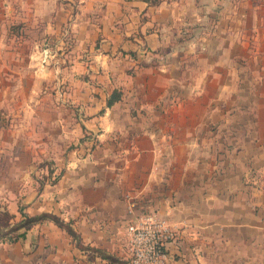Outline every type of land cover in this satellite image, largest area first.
Returning <instances> with one entry per match:
<instances>
[{"label": "crops", "instance_id": "1", "mask_svg": "<svg viewBox=\"0 0 264 264\" xmlns=\"http://www.w3.org/2000/svg\"><path fill=\"white\" fill-rule=\"evenodd\" d=\"M77 2L101 17L70 26L69 3L0 0V204L76 235L44 221L0 241V264H130L125 230L143 211L176 229L173 264H264V0ZM64 26L68 84L48 118L28 82ZM48 124L93 149L38 191L28 141Z\"/></svg>", "mask_w": 264, "mask_h": 264}, {"label": "rangeland", "instance_id": "2", "mask_svg": "<svg viewBox=\"0 0 264 264\" xmlns=\"http://www.w3.org/2000/svg\"><path fill=\"white\" fill-rule=\"evenodd\" d=\"M158 1L157 4L161 2V0H154ZM61 4L65 5L67 3L70 4L71 10V20H70V26L73 21V18L76 15H81L82 17H87L89 14H83L81 10H79V5L77 0H70V1H63L60 0ZM150 5V4H149ZM154 6V5H151ZM98 14H90L88 17H95L97 18ZM95 21V19H94ZM92 22V21H91ZM91 31V30H90ZM61 34H59L58 38L56 39L55 34L51 33H45V40L43 45V56H42V75L38 77H34L32 79H29V89H33V91L36 89L37 94L33 93L30 96H32L33 100L38 99L43 104L44 108V117H51V105L52 103H55L57 101V94L56 89L59 87V89H66L68 80L66 77H63L62 74L58 73L56 74V70L60 69L63 70L67 67V60L65 59V56L68 54L69 50L73 47V40L75 38L73 37V33L69 31V27L64 26L63 29L60 30ZM92 32V31H91ZM65 39L63 41V44L60 42L62 39ZM89 38V37H88ZM173 50H178V48L175 46H171ZM159 50L155 51L158 52ZM178 52V51H177ZM86 53V52H84ZM160 54H162V51H159ZM53 57L60 58V62L57 63L54 60H52ZM54 61V62H52ZM82 77L77 78L76 77V84L82 85ZM64 87V88H63ZM67 98L66 95L63 93H60V99ZM61 115H66L67 111H61ZM47 115V116H46ZM77 115V113H76ZM55 128V127H53ZM44 133L46 135L41 139L31 140L28 141V147L29 150L32 151V157L29 159V166L32 165V173L30 174V179L33 180V182H37L38 184L35 185V187H39L38 191H41L43 184L48 180V182L53 183L54 179L58 177L59 173H61L62 165L66 164L69 160V156L73 154V152H77L80 150L81 154H76L77 158L83 157L85 154L89 153L93 147H91L89 144L84 145L83 141H71L68 138H60L56 133L52 131V126L50 124L45 125L44 127ZM93 145V143H92ZM54 160V161H53ZM58 164V167L55 165ZM48 169H59L56 174L49 175ZM63 171V169H62ZM64 172V171H63ZM62 172V173H63ZM62 175V174H61ZM54 177V179H52ZM42 184V186H40ZM148 212V211H147ZM146 212H142L140 214H143ZM139 214V215H140Z\"/></svg>", "mask_w": 264, "mask_h": 264}, {"label": "built area", "instance_id": "3", "mask_svg": "<svg viewBox=\"0 0 264 264\" xmlns=\"http://www.w3.org/2000/svg\"><path fill=\"white\" fill-rule=\"evenodd\" d=\"M125 236L130 264H173L168 249L178 233L156 211L138 215L127 225Z\"/></svg>", "mask_w": 264, "mask_h": 264}, {"label": "trees", "instance_id": "4", "mask_svg": "<svg viewBox=\"0 0 264 264\" xmlns=\"http://www.w3.org/2000/svg\"><path fill=\"white\" fill-rule=\"evenodd\" d=\"M140 1L146 2L147 4L154 6L158 3V1L154 0ZM120 96L121 94L119 91H112V93L106 100V107L109 108L114 103L118 102L120 100ZM62 172L63 171H61L60 175L54 179L53 183L59 180ZM48 173L51 176L53 174L52 169H48ZM40 186H42V184ZM23 209L24 208L19 205L17 212L20 214L21 220L17 223H13L12 221L14 220L15 216L9 212L6 206L0 204V241H7L10 244L16 243L19 239L24 238L26 232L30 230L33 226L40 224L44 221L53 222L59 228L65 230L69 234V236H71L73 240H75L76 235L70 227L72 222L65 223L60 218L49 214H41L30 217L23 212Z\"/></svg>", "mask_w": 264, "mask_h": 264}]
</instances>
